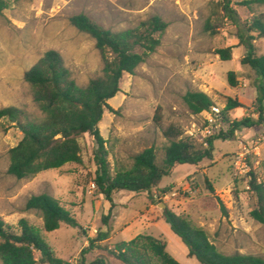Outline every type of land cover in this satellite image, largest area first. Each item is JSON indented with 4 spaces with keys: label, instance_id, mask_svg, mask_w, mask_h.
<instances>
[{
    "label": "rangeland",
    "instance_id": "374dc122",
    "mask_svg": "<svg viewBox=\"0 0 264 264\" xmlns=\"http://www.w3.org/2000/svg\"><path fill=\"white\" fill-rule=\"evenodd\" d=\"M6 1L8 9L0 15V110H19L21 121L43 118L23 74L46 52L52 50L60 55L79 86L87 85L102 74V59L95 42L70 25L71 17L83 14L103 29L115 33L135 29L155 16L166 24L165 31L156 35L160 42L156 51L134 75H123L120 92L107 102L112 111L105 110L98 124L100 135L106 140L111 175L130 169L132 158L150 147L157 151L160 159L169 144L163 134L167 128L181 130L183 137H187L185 134L192 124L201 128L202 119L190 114L183 102V96L189 91L207 94L218 108H224L225 97L236 98L244 108L228 113L230 121L256 118L253 105L257 96L256 77L247 66L240 64L245 50L237 47V29L227 21L218 25L213 36L203 29L211 14V2L221 0ZM230 1L241 23L253 15H264V3L245 8L240 4L246 0ZM253 44L256 54L263 55L264 38L256 37ZM226 47H233L231 60L221 61L215 52ZM104 54L111 58L107 52ZM228 72L236 74L235 88L228 85ZM157 107L160 108L158 123L153 121ZM224 127L226 130L227 126ZM263 131V126H257L240 131L232 140L215 141L210 162L197 167L176 166L159 184L160 189L168 188L169 192L166 195L159 192L153 203L146 193L135 195L123 191L115 194L111 222L114 233L110 234L101 220L104 215L100 205L102 199L95 189H91L95 145L88 135L78 139L81 165H66L58 170L41 172L30 180H17L6 173L8 151L21 140L22 132L15 120L2 118L0 220L17 229L18 221L26 219L40 230L57 257L73 264L79 259L81 250L88 247V241L106 231L110 239L100 245H107L111 250L118 242L130 241L137 235L163 237L167 252L178 263L200 264L194 258H187L186 248L164 223L162 211L165 206L200 227L220 253L264 259V225L250 217L255 198L248 187L251 173L264 182V147L260 149L259 157L247 159V173L234 165L239 152L238 142L246 145ZM193 140L197 144L203 143L197 138ZM40 194L57 199L76 216L80 227L61 226L54 232L45 233L39 213L25 210L29 197ZM98 259L105 264H122L103 250L94 249L84 256L85 264H93Z\"/></svg>",
    "mask_w": 264,
    "mask_h": 264
},
{
    "label": "trees",
    "instance_id": "16d2710c",
    "mask_svg": "<svg viewBox=\"0 0 264 264\" xmlns=\"http://www.w3.org/2000/svg\"><path fill=\"white\" fill-rule=\"evenodd\" d=\"M264 0H246L241 6L250 8ZM211 14L204 24V31L213 36L217 27L227 21L237 29V47H243L244 57L240 64L247 66L256 77V99L254 115L239 121H230L228 113L244 108L236 98L225 97L222 111L223 124L227 126L213 136L197 144L190 137H183L182 131L167 128L163 134L169 144L158 158L153 148L144 149L132 158L130 169L109 172L106 140L100 135L98 124L105 110L112 111L107 102L120 92L123 75H134L135 70L156 51L159 39L166 24L159 17H152L135 29L111 32L103 29L87 16L79 14L69 19L70 25L78 32L87 35L95 42L102 59L101 76L91 80L85 86H79L65 67L62 58L55 51L46 52L28 71L23 74L24 82L30 87L32 100L43 118L39 121H21L19 110L5 108L0 110V119H14L21 128L22 138L8 151L9 165L7 175L17 180H30L41 172L58 170L66 165H81V146L79 137L88 135L95 145L93 162L95 172L92 183L96 194L109 204L102 216V222L108 226L115 207L113 195L130 192L135 195L146 193L153 203L159 194L166 195L168 188L160 189L162 178L169 177L176 166L197 167L213 159L214 142L232 140L236 131L264 127V54L257 55L253 44L256 37L264 38V15H253L247 22L241 23L230 0L211 2ZM8 9V2L0 0V15ZM233 47L216 50L221 61H230ZM105 52L111 58L105 56ZM228 85L237 86L236 74L228 72ZM183 102L192 115L208 111L213 105L211 98L200 91H189L183 96ZM160 108L155 109L153 121L158 123ZM60 135V138H56ZM249 188L255 198V208L250 217L264 225V182L257 184L251 173ZM160 189V191H158ZM213 192L211 186H208ZM160 192V193H159ZM224 211V208L221 207ZM25 210L36 211L42 221L45 233L58 230L61 226L77 229L80 227L76 216L61 203L47 194L29 197ZM162 219L169 230L183 244L187 258H194L200 264H264V259L250 255H224L217 251L206 233L190 222L186 217L177 215L165 208ZM109 239V232L98 233L88 241V247L81 250L76 264H85L84 256L91 250L108 252L122 264H180L168 252L163 237L137 235L130 241L115 244L113 250L100 243ZM0 262L1 264H73L56 256L53 248L42 238L38 228L30 225L26 219H20L17 229L0 220ZM93 264H105L102 259Z\"/></svg>",
    "mask_w": 264,
    "mask_h": 264
},
{
    "label": "built area",
    "instance_id": "2783aa9c",
    "mask_svg": "<svg viewBox=\"0 0 264 264\" xmlns=\"http://www.w3.org/2000/svg\"><path fill=\"white\" fill-rule=\"evenodd\" d=\"M223 109L224 108H218L217 106L213 105L208 111H204L198 115H195L202 119V126L200 128L196 124H192V128L189 130V132H186L185 135L193 139L197 138L199 141H204L206 138L213 136L215 133H218L221 130L225 131V125H223L222 119ZM239 132L236 131L234 135ZM238 144L239 152L234 158V165L241 168L240 170H242L243 173H247V159L250 156L259 157L260 149L264 147V131L257 137L255 141L250 140V142H247L246 145L242 142H238ZM255 165H258L257 161H255ZM250 180L251 179H249V181ZM255 180L257 184L262 183L258 178H255ZM91 189H95L93 183H91Z\"/></svg>",
    "mask_w": 264,
    "mask_h": 264
},
{
    "label": "crops",
    "instance_id": "0c3cea01",
    "mask_svg": "<svg viewBox=\"0 0 264 264\" xmlns=\"http://www.w3.org/2000/svg\"><path fill=\"white\" fill-rule=\"evenodd\" d=\"M207 95V94H206ZM120 193V192H119ZM115 194H118V193H115ZM114 194V195H115ZM113 195V196H114ZM104 202V203H103ZM100 205H101V207H102V209H103V213L102 214H106V212H107V210H108V208H109V204L106 202V201H104V200H102V202H100ZM112 212H113V210H112ZM95 213H98V210H96L95 211ZM111 222H112V217H111V220H110V222L108 223V226H107V230L108 231H110V234L111 233H114V229H113V227L111 226ZM106 231V230H105ZM171 232V231H170ZM109 239H110V236H109Z\"/></svg>",
    "mask_w": 264,
    "mask_h": 264
},
{
    "label": "water",
    "instance_id": "95a60500",
    "mask_svg": "<svg viewBox=\"0 0 264 264\" xmlns=\"http://www.w3.org/2000/svg\"><path fill=\"white\" fill-rule=\"evenodd\" d=\"M14 121V119H12ZM56 138H60V135H58ZM163 209H165V206H163Z\"/></svg>",
    "mask_w": 264,
    "mask_h": 264
}]
</instances>
